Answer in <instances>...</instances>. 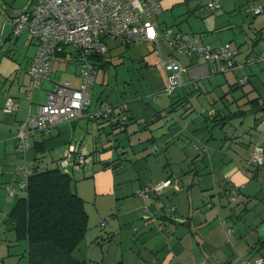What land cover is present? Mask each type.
Instances as JSON below:
<instances>
[{"label": "crops", "instance_id": "0c3cea01", "mask_svg": "<svg viewBox=\"0 0 264 264\" xmlns=\"http://www.w3.org/2000/svg\"><path fill=\"white\" fill-rule=\"evenodd\" d=\"M20 1L0 0V264H28L26 241L13 243L7 223L19 194L25 193L18 188L16 170L24 164L31 171L60 167L74 180L88 214L85 238L74 251L79 256L73 253L79 261L256 264L255 258H264V165L249 163L256 143L264 147V62L210 73L204 59L178 54L162 39L163 31L173 28L197 44L229 43L242 63L264 51V0H221L217 11L208 9L206 0H156L161 6L156 33L167 59L144 41L130 46L107 42V53L94 60L89 110L109 104L112 115L35 132L24 152L17 150L22 122L47 101L56 83L79 86L80 73L65 69L59 76L62 71L54 65L50 79L33 86L31 36L25 31L1 40L4 24L26 8ZM252 7L262 13L254 15ZM74 56L69 48L60 59L69 63ZM171 59L184 68V83L168 96L159 62ZM112 65L114 74L107 79L102 74L96 82L100 70ZM243 76L248 81L239 85ZM8 98L18 107L14 114L2 110ZM254 99L258 104L252 106ZM240 111L239 117L225 120ZM124 116L127 122L120 125ZM64 158L67 165L61 167ZM155 184H164L161 194H136Z\"/></svg>", "mask_w": 264, "mask_h": 264}, {"label": "built area", "instance_id": "2783aa9c", "mask_svg": "<svg viewBox=\"0 0 264 264\" xmlns=\"http://www.w3.org/2000/svg\"><path fill=\"white\" fill-rule=\"evenodd\" d=\"M206 7L217 11L221 0H206ZM161 6L156 0H29L26 8L17 12L9 21L13 26L12 37H19L27 32L35 44V54L28 66V75L34 87L50 79L56 61L66 55L67 49L75 50L72 58L79 67L80 84L74 86L69 81L56 83L54 90L47 96V101L38 106L35 114L29 113L20 125L17 134V150L24 152L29 146V139L35 132L48 131L52 127L82 117L89 119L106 118L112 115L113 107L105 104L89 110L91 93L95 84L96 64L90 56L104 55L108 51L107 42L117 41L123 46L144 41L160 50V38L156 33L157 15ZM254 15L262 13L260 7H252ZM162 39L176 53L196 56L204 59L210 73H228L237 68L255 62H264V51L256 56L249 55L242 63L237 62V50L229 43L219 46L197 44L189 36L175 32L173 28L163 31ZM165 73L163 92L171 95L184 83V68L176 60L160 62ZM248 81L247 76L238 79L239 85ZM18 107L12 98L3 106L5 114H14ZM127 118L121 117L125 124ZM79 157L77 162L83 163ZM249 163L264 165V147L257 142ZM65 167L67 158L60 160ZM21 178L18 188L25 190L31 170L28 164L17 166ZM164 184L149 185L136 190V194L148 198L151 194H161ZM13 187L8 192L14 194ZM174 207L169 209L173 212ZM146 211V210H145ZM105 222L101 223L103 227ZM256 264H264V258H255Z\"/></svg>", "mask_w": 264, "mask_h": 264}, {"label": "trees", "instance_id": "16d2710c", "mask_svg": "<svg viewBox=\"0 0 264 264\" xmlns=\"http://www.w3.org/2000/svg\"><path fill=\"white\" fill-rule=\"evenodd\" d=\"M98 57L101 55L90 56L92 61ZM249 103L254 106L258 99ZM260 111H264V104H260ZM242 113L234 112L225 120ZM119 124L124 125L120 121ZM24 191L7 223L14 231L16 242L26 241L28 264H89L73 256L88 230V214L71 175L60 167L34 168Z\"/></svg>", "mask_w": 264, "mask_h": 264}, {"label": "rangeland", "instance_id": "374dc122", "mask_svg": "<svg viewBox=\"0 0 264 264\" xmlns=\"http://www.w3.org/2000/svg\"><path fill=\"white\" fill-rule=\"evenodd\" d=\"M21 1H25V7L29 4V0H21ZM20 1V2H21ZM8 46H10V45H8ZM160 49H161V51H162V57H163V59L164 60H166L167 59V55H166V50H165V45H160ZM126 57H131V54L130 55H126ZM63 65H66L67 67L65 68ZM159 65H160V62H159ZM55 68L56 69H61V71L62 72H60L59 73V76H61L62 75V73H63V71L66 69L67 70V72H69V73H77L78 74V72H79V67L77 66V64L74 62V61H70L69 63H65V61H63V59H58L57 61H56V63H55ZM115 68L116 67H114L113 65L111 66V68H110V70H105V69H101L100 70V72H99V77H98V80L96 81V82H98L99 83V80H100V77L102 76V74H104V78L105 79H107L109 76H110V74H114V71H115ZM111 75V76H112ZM25 195V193H21V194H19V196H21V197H23ZM12 234H14L13 232L11 233V235ZM13 243H15L16 241H15V238H13ZM21 247L22 246H20L19 247V249H21ZM16 249L18 250V247H16ZM75 254V257H77V256H79V254L76 252V253H74ZM15 259V262L17 261V257L16 256H13ZM6 261H7V259H5ZM13 261L12 260H10V262H9V264H11ZM14 262V263H15ZM25 262L26 261H22L21 262V264H25ZM8 263V262H7Z\"/></svg>", "mask_w": 264, "mask_h": 264}, {"label": "water", "instance_id": "95a60500", "mask_svg": "<svg viewBox=\"0 0 264 264\" xmlns=\"http://www.w3.org/2000/svg\"><path fill=\"white\" fill-rule=\"evenodd\" d=\"M13 26L8 22L5 23L2 29L1 40H6L12 33Z\"/></svg>", "mask_w": 264, "mask_h": 264}]
</instances>
